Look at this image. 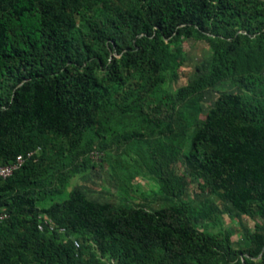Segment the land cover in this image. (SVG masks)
<instances>
[{"label":"trees","instance_id":"trees-1","mask_svg":"<svg viewBox=\"0 0 264 264\" xmlns=\"http://www.w3.org/2000/svg\"><path fill=\"white\" fill-rule=\"evenodd\" d=\"M186 39L208 44L207 70L169 91ZM263 69L264 0H0V164L37 150L0 179V264H264ZM225 79L239 92L201 118ZM95 144L173 200L146 210L68 190ZM179 158L201 190L262 219L252 247L199 229L212 211L178 200Z\"/></svg>","mask_w":264,"mask_h":264},{"label":"rangeland","instance_id":"rangeland-1","mask_svg":"<svg viewBox=\"0 0 264 264\" xmlns=\"http://www.w3.org/2000/svg\"><path fill=\"white\" fill-rule=\"evenodd\" d=\"M81 17V14L77 15L78 23L82 22ZM79 35L80 32H75V36ZM179 44L182 47L183 62L177 79L165 84V88L169 91L186 84L196 74L205 72L210 59V48L204 41L186 39ZM112 57L117 58L118 54L112 52ZM222 92H239V89L233 86L228 79H225L205 90L201 118H205L207 111ZM93 150L102 152L99 158L93 159L96 166L72 176L68 190L80 189L87 198L94 201L112 202L131 208L142 207L146 210L158 209L173 200L160 192L159 184L142 168L140 161L123 155L121 149L118 151L113 149L107 160H101L102 157L107 158V156L104 151L99 150L97 144ZM173 168L175 174L185 184V191L178 200L190 202L196 208L198 206L211 208L212 214L208 220H196L199 229L206 228L211 231L225 229L234 249L244 250L247 247H252L251 234L255 225L262 219L254 213H240L220 194L201 190L199 179L190 174L183 158H179ZM103 261L105 264H117L115 259L106 257L103 258Z\"/></svg>","mask_w":264,"mask_h":264},{"label":"built area","instance_id":"built-area-1","mask_svg":"<svg viewBox=\"0 0 264 264\" xmlns=\"http://www.w3.org/2000/svg\"><path fill=\"white\" fill-rule=\"evenodd\" d=\"M36 152H37V150H31V151H28L26 154H18L12 162L7 163V164H0V179H4V178L10 176L15 170H17L18 168L21 167L25 158L33 156ZM101 153L102 152L97 151V150H91L89 153V156L92 159H97L100 157ZM7 217H8L7 212H4V211L0 212V222L5 220ZM47 220L49 223V229L53 230L54 224L51 222L50 219H47ZM59 230L61 232L64 231L63 228H60ZM74 244L76 247L79 246V243L76 240L74 241Z\"/></svg>","mask_w":264,"mask_h":264}]
</instances>
